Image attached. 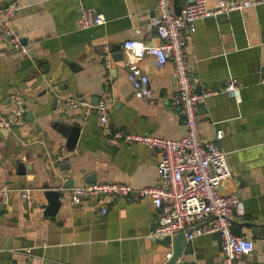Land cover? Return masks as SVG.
I'll return each instance as SVG.
<instances>
[{
  "label": "crops",
  "instance_id": "1",
  "mask_svg": "<svg viewBox=\"0 0 264 264\" xmlns=\"http://www.w3.org/2000/svg\"><path fill=\"white\" fill-rule=\"evenodd\" d=\"M10 2L17 8L8 23L26 51L13 49L0 27V114L11 112L12 91L24 111L10 128H0V187L9 188L7 202L0 199V264H161L170 245L149 235L157 213L149 198L72 200L68 191L97 181L151 185L157 149L116 141L100 129L94 108L83 117L80 108L60 106L65 97L95 104L106 96L110 128L172 138L184 133L179 107L170 102L169 60L161 66L146 55L138 60L147 97L136 96L125 75L122 40L159 41L155 0H0V20ZM81 8L100 13L104 22L78 28ZM181 35L197 88L222 86L230 77L241 82L238 99L218 92L197 104L196 121L202 138L225 151L231 173L220 191L235 192L241 204L231 230L252 240L238 264H264V2L217 20L203 17ZM73 124L79 133L69 148L66 131ZM68 181L72 185L62 188ZM22 186L30 189L29 205L17 193ZM47 188L61 193L52 215L45 210ZM187 242L189 253L179 264H219L209 233Z\"/></svg>",
  "mask_w": 264,
  "mask_h": 264
},
{
  "label": "built area",
  "instance_id": "2",
  "mask_svg": "<svg viewBox=\"0 0 264 264\" xmlns=\"http://www.w3.org/2000/svg\"><path fill=\"white\" fill-rule=\"evenodd\" d=\"M261 2L264 0H182L176 12L173 0H155L154 31L159 41L149 43L139 38L122 40L121 49L126 55L125 75L134 94L147 97L150 95L148 78L138 60L146 55L157 66L169 60L170 77L174 83L170 102L179 107L184 133L172 138L110 128L107 123L106 96H101L95 104L77 96L61 99V108H80L83 117L94 108L100 129L116 141L126 144L141 143L157 149L156 175L151 185L134 189L126 182H86L68 188L72 200L94 199L106 195L125 199L140 196L149 198L157 209L150 236L161 238L182 231L185 240L190 241L195 236L217 231L221 245L219 264H238V258L252 249V240L231 230L233 214L241 208L240 200L235 192L220 191V182L231 171L225 151L214 141L202 138L196 121V105L207 96L218 92H226L238 99L241 82L230 77L222 86L215 84L197 88L187 70V53L181 29L192 31L198 19ZM16 8V3L10 2L1 9L0 27L10 46L17 52L24 53L25 44L8 23V18ZM103 22L104 17L100 13L88 8H81L75 21L78 28ZM100 58V55L95 56V59ZM103 61L107 67L110 66L108 56ZM261 80L264 82V74ZM9 97L12 109L7 115L0 114V128H10L21 118L24 111L23 101L16 91H12ZM17 193L28 205L32 202L27 186L19 187ZM8 196L9 188L0 187V199L3 203L7 202ZM101 210L104 211L105 208ZM168 255L169 252L166 253Z\"/></svg>",
  "mask_w": 264,
  "mask_h": 264
},
{
  "label": "water",
  "instance_id": "3",
  "mask_svg": "<svg viewBox=\"0 0 264 264\" xmlns=\"http://www.w3.org/2000/svg\"><path fill=\"white\" fill-rule=\"evenodd\" d=\"M173 3H174L175 11L178 12V9H179L178 0H173ZM244 8L230 10L227 13H221V14H217L214 16H210V17L217 20L219 17L227 16L232 11H235V10L242 11ZM78 133H79V125L78 124H73V125L67 126V131H66L67 138H68L67 146L69 148H71L74 145ZM90 178H91L90 181L94 180L93 176H91ZM70 185H72L71 181L61 183L62 188L69 187ZM44 193H45L46 198H47V204L45 206L46 213L49 215H52L55 213L56 209L59 207V205L61 203V200L59 197L61 195V193L58 189L54 190V189H50V188L45 189ZM231 227H232V225H231ZM209 236L216 241L217 248L220 249L221 245H220V237H219L218 232L212 231L209 233ZM150 237H152V236H150ZM155 239L164 246L170 245V250L167 251V252H169V255L166 256L167 252H165V258L161 264H175L177 261H180L181 259L182 260L186 259L185 254L189 253L190 245L188 244L187 240H185L184 234L182 231H178L172 235H165L161 238H155Z\"/></svg>",
  "mask_w": 264,
  "mask_h": 264
}]
</instances>
